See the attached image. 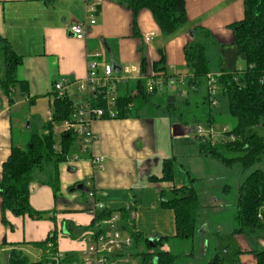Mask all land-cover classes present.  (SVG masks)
<instances>
[{
    "label": "crops",
    "instance_id": "crops-1",
    "mask_svg": "<svg viewBox=\"0 0 264 264\" xmlns=\"http://www.w3.org/2000/svg\"><path fill=\"white\" fill-rule=\"evenodd\" d=\"M87 2L99 3L97 22L89 27L85 39H77L70 27L84 19ZM186 11L187 23L174 34L165 36L149 9H142L134 22L132 10L121 0H0V35L22 56L17 78L28 85L26 94L17 85L10 96L0 86V176L12 147H25L31 133L38 131L33 118L30 119L28 111L25 112L24 105H35L38 100H47L51 105L56 82L86 77L89 54L104 53V61L113 65L115 73L119 75L125 74V69L135 68L131 75L143 76L145 84L153 73H166L157 77L163 85L156 90L152 105L130 117L102 119L93 123L96 134L93 145L88 150L82 148L69 161L59 165L58 193L49 183L50 176L42 172L34 175L30 204L37 211L48 213V219L16 217L7 212V218L14 226L12 230L2 221L0 197V264H9L13 248L26 254V246L37 247L36 243L45 241L53 232L57 233L53 243L58 250L74 255L81 252L84 247L82 237L95 216L90 211L88 195L71 190L80 182L84 185L90 182L89 187L96 192L97 198L114 214L120 216L119 210L132 209L135 230L145 238L157 234L169 237V243L175 241L174 212L161 206V192L173 187L194 186L196 180L202 177L196 174L195 167L198 171L199 165L205 169L203 166L206 164L196 161L207 157L200 154L198 145L191 139L183 137L191 127L166 111L164 96L175 95L178 105L184 101L187 95L186 81L192 74L186 65L184 48L189 42L201 40L204 31L209 34L204 41L212 73L233 71L239 67L238 58L244 57L238 54L233 44L230 27L243 19L244 0H186ZM152 32L155 36L147 41L146 37ZM2 46L0 42V50ZM210 52L214 59L219 57L218 64L211 63ZM162 67L166 69H158ZM3 69L0 58V78ZM167 75L183 81L176 82L174 88H170ZM138 81L130 80L121 85L119 94L126 91L136 94L135 84ZM162 89L168 91L164 93ZM178 96L181 97L180 101ZM75 98L80 99L81 96L76 95ZM222 109L221 104L212 108L217 121L222 119ZM16 130L24 138H16ZM188 145L189 149L194 148L193 154H190L193 158L183 155L187 153ZM95 157H101L102 164L95 162ZM167 159H174L175 162L173 182L151 180L152 177L162 176V164ZM219 186L221 184L214 186V190L220 189ZM227 186L224 184L219 198H209L211 210L217 212L227 207L225 197L231 188L225 189ZM215 192L210 191L211 195L217 194ZM200 203L199 197V209ZM235 216L233 221L218 222L215 227L210 226V221L204 224L198 220L197 230L203 226L198 234L205 252L210 248L209 244L205 245L207 238L211 242L207 259L222 253L227 264H258L255 251H264V230L233 234L237 227ZM170 247H173L172 244ZM38 249L39 253H28H33L40 262L44 251Z\"/></svg>",
    "mask_w": 264,
    "mask_h": 264
},
{
    "label": "trees",
    "instance_id": "trees-1",
    "mask_svg": "<svg viewBox=\"0 0 264 264\" xmlns=\"http://www.w3.org/2000/svg\"><path fill=\"white\" fill-rule=\"evenodd\" d=\"M133 12L134 22L142 9H149L160 31L165 36L177 32L187 23L186 0H121ZM233 44L238 54L245 57L247 67L243 71L222 70L218 74L219 90L226 94L229 101V116L233 126L229 133L234 140L218 138L200 139L196 137L200 154L213 159L222 165L232 168L236 163L242 164L244 170H249L264 160V138L257 132V127L264 124V0H244V17L233 23ZM209 38L207 31L203 32L201 40H194L186 44L184 57L186 65L192 71L187 78V95L178 105L175 95H165L166 110L176 116L184 125L195 127L200 123L214 125L217 121L212 114L209 101L207 75L211 72L206 54L204 39ZM3 44L0 56L3 63V76L0 86L7 96L18 85L23 93L28 92L25 81L17 78V68L22 63V56L17 54L11 43L0 35ZM160 70L166 67L158 68ZM136 94L126 91L117 98V118H126L134 115L143 108L153 104L156 91L149 93L144 81L135 84ZM35 101H31L33 103ZM101 105H105L101 103ZM74 105L72 98L65 96L55 98L53 101L52 119L44 125L42 131H34L29 137L25 147L13 146L11 154L3 163L0 176V197L2 199V221L10 229L14 226L7 218V212L16 217L28 216L41 219L43 212L37 211L30 204V186L34 175L42 172L50 176V185L55 193L59 191V165L69 161L82 149L80 137L75 131L56 133L53 127L56 123L72 118ZM44 130H48L45 133ZM174 159H167L162 164V176L152 177L153 181L173 182ZM194 180V179H192ZM229 189V186L225 187ZM161 206L172 209L175 219L174 239L184 241L192 239L197 232L199 209L198 193L193 186L173 187L169 191L161 192ZM264 206V170L256 169L251 172L239 186L236 199L237 227L233 234L248 232L257 233L264 230V210L262 217L259 212ZM134 209V208H133ZM123 228L128 230L134 241L133 247L137 249L138 264H176L179 256L172 250H162L170 238L156 236L145 238L135 230L132 209L119 210ZM114 211L98 212L93 222L110 218ZM92 222V223H93ZM57 233L53 232L45 241L36 243L38 248H47L48 242H55ZM143 242L144 248L139 249L138 244ZM258 264H264V251H255ZM126 255H120L123 258ZM67 261L73 260L74 254H68ZM41 263H46L44 260ZM30 259L22 250L13 248L10 252L9 264H29ZM117 264H121V261ZM207 264H227L222 253L211 257Z\"/></svg>",
    "mask_w": 264,
    "mask_h": 264
},
{
    "label": "built area",
    "instance_id": "built-area-1",
    "mask_svg": "<svg viewBox=\"0 0 264 264\" xmlns=\"http://www.w3.org/2000/svg\"><path fill=\"white\" fill-rule=\"evenodd\" d=\"M96 2H87L85 4L84 19L74 23L70 27V31L77 39H85L89 27L96 24V12L98 10ZM155 33H150L146 40L150 41ZM104 53L95 52L89 54L87 75L84 79L70 81L64 80L56 82L53 87L54 99L68 96L72 98L74 105V113L72 118L56 123L53 131L62 133L63 131H75L80 137V143L84 150H88L96 140V134L93 130V123L102 119H114L118 117L117 98L119 96L120 86L130 80H142L143 76L134 77L131 72L136 69H125V74H116L113 65L104 61ZM239 71L244 68L240 67ZM166 73H153L151 79L146 84V90L149 93L155 92L162 87L163 83L158 76H164ZM129 75V76H127ZM166 77V76H165ZM218 74L208 73V93L211 107L215 108L219 105V85L217 83ZM167 84L170 88H174L176 82L183 81L176 77L167 75ZM181 78V76H180ZM76 95H80V99H74ZM104 103L105 105H101ZM49 120L52 119V109L48 110ZM229 127L224 126L220 133H216L212 125L201 123L195 127V137L200 139L206 138H225L234 140V135L229 133ZM48 133V130L45 131ZM101 157H95V162L102 164ZM90 182L85 185L88 189V197L90 199V211L93 216H97L98 212L108 210L104 202L97 198L96 192L89 187ZM30 186V190H32ZM262 210L259 217H262ZM84 247L78 255H74L71 262L67 261L68 254L58 250L53 242L47 243L44 251V260L46 264H117L122 258L120 255L127 253L133 247V237L131 233L123 228L121 217L113 214L110 218L95 220L86 234L82 237Z\"/></svg>",
    "mask_w": 264,
    "mask_h": 264
},
{
    "label": "rangeland",
    "instance_id": "rangeland-1",
    "mask_svg": "<svg viewBox=\"0 0 264 264\" xmlns=\"http://www.w3.org/2000/svg\"><path fill=\"white\" fill-rule=\"evenodd\" d=\"M210 57H211V63H213L214 65L219 63V57H216L214 59V55L212 54V52H210ZM1 58V63H2V57ZM238 62L239 64L235 70H238L240 67L242 68H246L247 67V63L244 57H239L238 58ZM3 65V63H2ZM181 87V85H179ZM184 86V85H183ZM166 89H162V92L166 93ZM169 93H177L176 91L170 92ZM54 99V98H53ZM75 99V97H74ZM181 97L178 96V101H180ZM219 99H220V104L224 107V109H222V119L218 120L216 119V124L214 125V130L216 133H220L222 131V128L224 127V125L228 126L229 128L231 126H233V121L229 116V101H228V97L226 94L222 93L220 91L219 93ZM219 104V106H220ZM31 108V109H29ZM24 109H26L25 112L28 111V117L31 119L33 118L34 124L35 126H37V130L38 131H42L43 130V125L46 124L49 120L48 118V110L53 109V100L51 102V105H49L47 100H38L36 101L35 105H24ZM214 111H216V109H213ZM168 112V110H166ZM201 124V123H200ZM46 130H44L45 132ZM257 132L263 136L264 138V124H261L257 127ZM195 132L193 133H189V130L184 132V136L186 138L191 139V142L195 143L196 145H198L197 140L194 139L195 137ZM15 137L16 138H24L23 136H20V133L18 130L15 131ZM217 136H215V138H213L214 141H217L218 138H216ZM199 146V145H198ZM176 147V146H175ZM190 145H188L187 147V153H184L183 155H185L187 158L192 157L190 154L194 151V148L189 149ZM178 157L181 158L180 153H177ZM188 154V155H187ZM193 154V153H192ZM190 155V156H189ZM193 158V157H192ZM200 160L196 161L199 163H206L202 169L200 168L199 165V169L197 171V168L195 167V172L196 174H201L199 176L201 179L200 180H196L195 184L193 187H195V190L197 191V193L199 194L198 196L200 197V200L202 202L201 207L199 209V215H198V220H200V222H204V224L207 221L211 222L210 226H217L218 222H223V223H228L229 221H233V217L235 216V211H236V207H235V202L237 199V193H238V187L240 186V184L243 182V180L254 170L256 169H261L264 170V160H262L261 162L257 163L254 167H252L249 170H244L242 164L240 163H236L232 168L223 166L222 164H220L219 162L215 161V160H208L207 158H198ZM207 159V160H206ZM212 161V162H211ZM212 163V166L211 164ZM212 172V173H211ZM211 174V175H210ZM213 174V175H212ZM223 180H226L224 184H228L230 188V191H228V195H226V199L228 200L227 202V207H224L223 210H219V211H215V210H211L210 207L208 206V200L209 198H211L213 196L214 197H220L221 193V189L223 188L224 184L222 183ZM214 181H217L219 184H221V187L219 186L218 188L220 189H215L214 190V186L219 185L217 182L214 183ZM216 184V185H214ZM199 190L201 192H199ZM210 191H217L215 193L217 194H212L210 193ZM48 219V213L43 212V217L40 219ZM197 220V222H198ZM209 222V223H210ZM202 227H199V229L196 232V236L193 237L192 239L189 240H184V241H180V240H176L173 243H169L166 242L163 246H160V249L162 250H172V252L174 254H176L177 256H179V258L177 259V263L176 264H206L207 262V258H209V252H210V248H211V242L210 239L207 238V241L205 242V245L209 244V249H207V251L205 252V250L203 249V245L200 241V236L198 233H200V231L202 230ZM156 236H158L157 234L154 235H148V238L152 239L155 238ZM172 244L173 247H170ZM139 249H143L144 248V244L143 242H140L138 244ZM206 247V246H205ZM26 254L28 255L29 259H30V263L29 264H46V263H41L38 262L37 259H35V256L30 255L28 253V251H33L35 253H39L40 250L37 247L34 246H26ZM169 248V249H168ZM136 251H138L137 249H133L131 253L130 251H128L126 253V255L121 259V264H138L139 262V257H136ZM208 256V257H207Z\"/></svg>",
    "mask_w": 264,
    "mask_h": 264
},
{
    "label": "water",
    "instance_id": "water-1",
    "mask_svg": "<svg viewBox=\"0 0 264 264\" xmlns=\"http://www.w3.org/2000/svg\"><path fill=\"white\" fill-rule=\"evenodd\" d=\"M189 132L190 133L193 132V127L190 128ZM71 190L72 191H81L84 194H88V192H89V189L82 182L76 184L75 187H73Z\"/></svg>",
    "mask_w": 264,
    "mask_h": 264
}]
</instances>
